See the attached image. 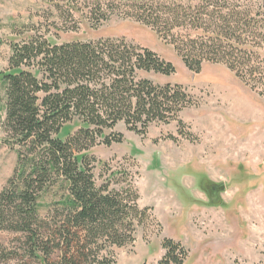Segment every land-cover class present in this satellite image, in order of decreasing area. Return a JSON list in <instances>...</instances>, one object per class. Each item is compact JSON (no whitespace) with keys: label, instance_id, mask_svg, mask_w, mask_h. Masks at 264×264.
I'll return each instance as SVG.
<instances>
[{"label":"trees","instance_id":"trees-1","mask_svg":"<svg viewBox=\"0 0 264 264\" xmlns=\"http://www.w3.org/2000/svg\"><path fill=\"white\" fill-rule=\"evenodd\" d=\"M83 1L90 14L114 7L148 27L189 71L221 64L250 90L263 93L264 0ZM78 2L64 0V5L82 14ZM9 48L8 67L0 72L1 128L19 148L12 177L0 190V229L20 231L39 247L37 200L60 181L65 193L51 203L55 221L47 225L50 239L41 248H57L61 264H90V257L103 263L99 252L132 244L136 229L152 220L151 208L138 205L126 169L101 163L97 180L94 159L85 151L96 138L106 146L121 142L122 134L113 130L118 122L138 135L153 122L183 125L178 114L194 98L179 84L137 78L138 71L170 75L175 68L123 38L58 45L30 34ZM73 120L77 128L60 139ZM161 247L158 264L185 263L187 252L179 242L163 239Z\"/></svg>","mask_w":264,"mask_h":264},{"label":"rangeland","instance_id":"rangeland-1","mask_svg":"<svg viewBox=\"0 0 264 264\" xmlns=\"http://www.w3.org/2000/svg\"><path fill=\"white\" fill-rule=\"evenodd\" d=\"M56 1L59 6L48 0H0V72L8 67L9 43L30 34H42L58 45L123 38L149 48L175 68L170 75L138 71L137 78L179 84L194 98V104L178 114L183 125L153 122L138 135L118 122L113 130L122 134L121 142L106 146L96 138L85 151L94 159L97 180L101 163L126 169L133 177L138 205L151 208L152 215L136 229L132 244L110 246L99 252L103 263L90 257V264H158L163 239L183 246L184 264H264V91L258 95L250 90L221 64H204L199 73L189 71L171 46L119 9L90 14L86 2L79 0L80 14L64 0ZM3 116L0 106V190L12 177L19 148L2 130ZM77 125L76 120L66 123L58 137L67 139ZM210 183L224 184L213 200L206 187ZM60 184L55 180L37 200L42 220L35 242L39 247L20 231L0 229V264H61L57 248H41L50 239L47 225L55 221L51 203L65 193Z\"/></svg>","mask_w":264,"mask_h":264},{"label":"flooded vegetation","instance_id":"flooded-vegetation-1","mask_svg":"<svg viewBox=\"0 0 264 264\" xmlns=\"http://www.w3.org/2000/svg\"><path fill=\"white\" fill-rule=\"evenodd\" d=\"M218 185L219 183H210L209 185H206L207 192L211 200L218 197L219 193L221 192V191H218L217 189Z\"/></svg>","mask_w":264,"mask_h":264},{"label":"water","instance_id":"water-1","mask_svg":"<svg viewBox=\"0 0 264 264\" xmlns=\"http://www.w3.org/2000/svg\"><path fill=\"white\" fill-rule=\"evenodd\" d=\"M217 189H218V191H223L224 190V184H219Z\"/></svg>","mask_w":264,"mask_h":264},{"label":"bare ground","instance_id":"bare-ground-1","mask_svg":"<svg viewBox=\"0 0 264 264\" xmlns=\"http://www.w3.org/2000/svg\"><path fill=\"white\" fill-rule=\"evenodd\" d=\"M217 115V114H216ZM238 118V117H237ZM257 131V130H256Z\"/></svg>","mask_w":264,"mask_h":264}]
</instances>
